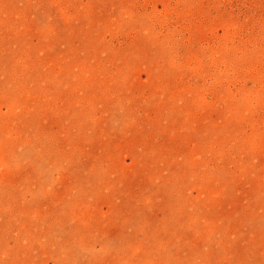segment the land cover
<instances>
[{
  "label": "rangeland",
  "instance_id": "374dc122",
  "mask_svg": "<svg viewBox=\"0 0 264 264\" xmlns=\"http://www.w3.org/2000/svg\"><path fill=\"white\" fill-rule=\"evenodd\" d=\"M0 264H264V0H0Z\"/></svg>",
  "mask_w": 264,
  "mask_h": 264
}]
</instances>
